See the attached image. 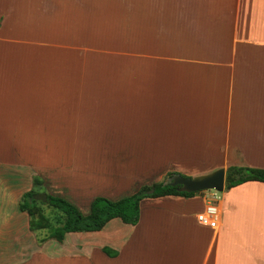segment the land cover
<instances>
[{
  "label": "crops",
  "instance_id": "obj_1",
  "mask_svg": "<svg viewBox=\"0 0 264 264\" xmlns=\"http://www.w3.org/2000/svg\"><path fill=\"white\" fill-rule=\"evenodd\" d=\"M229 166L264 168V0H0V264H264L263 181L215 228L201 192L62 241L19 208L35 176L86 213Z\"/></svg>",
  "mask_w": 264,
  "mask_h": 264
},
{
  "label": "trees",
  "instance_id": "obj_2",
  "mask_svg": "<svg viewBox=\"0 0 264 264\" xmlns=\"http://www.w3.org/2000/svg\"><path fill=\"white\" fill-rule=\"evenodd\" d=\"M175 171L167 172L170 176ZM257 180L264 182V168L247 166H229L225 170L224 189L246 181ZM41 181L33 178V187L24 192L19 202V208L26 211L29 216L31 230H44L48 236L62 241L67 232L96 231L100 230L110 219L118 217L129 224L137 223L139 219V202L144 197H158L164 195H179L189 197L197 192L179 191L177 186H170L165 181L144 184L135 192L112 200L102 196H96L90 202L86 213L82 212L71 201L61 195L47 193L46 201L42 202L33 198L39 192ZM153 188L152 193H148ZM44 191V190H43ZM200 192V191H199ZM54 208L47 215L45 209Z\"/></svg>",
  "mask_w": 264,
  "mask_h": 264
},
{
  "label": "water",
  "instance_id": "obj_3",
  "mask_svg": "<svg viewBox=\"0 0 264 264\" xmlns=\"http://www.w3.org/2000/svg\"><path fill=\"white\" fill-rule=\"evenodd\" d=\"M165 182L170 186H177L179 191L184 192H199L204 190L222 192L225 184V168H217L211 172L194 176L173 173L166 178ZM147 192L152 193L153 188ZM33 198L44 202L46 201V194L38 192L33 195Z\"/></svg>",
  "mask_w": 264,
  "mask_h": 264
},
{
  "label": "built area",
  "instance_id": "obj_4",
  "mask_svg": "<svg viewBox=\"0 0 264 264\" xmlns=\"http://www.w3.org/2000/svg\"><path fill=\"white\" fill-rule=\"evenodd\" d=\"M205 202L204 208L196 216L197 221L204 226L215 228L220 217L218 192L213 190L209 195L206 194Z\"/></svg>",
  "mask_w": 264,
  "mask_h": 264
},
{
  "label": "rangeland",
  "instance_id": "obj_5",
  "mask_svg": "<svg viewBox=\"0 0 264 264\" xmlns=\"http://www.w3.org/2000/svg\"><path fill=\"white\" fill-rule=\"evenodd\" d=\"M168 177V175H167V173H164V174H161V175H159V176H155V177H152L151 179H149L146 183H144V184H148V185H150V184H152V183H154V182H160V181H165L166 180V178ZM144 184H142V185H144ZM141 185V186H142ZM45 192H47V193H55L51 188H46L45 189ZM201 192V194H208L209 195V193H211V192H213V190H204V191H200ZM218 194H221V192H218ZM206 203V202H205ZM213 203V202H212ZM45 209V212H46V214L47 215H50L51 214V210H53L54 208H52V207H50V209L48 208V207H46V208H44Z\"/></svg>",
  "mask_w": 264,
  "mask_h": 264
}]
</instances>
